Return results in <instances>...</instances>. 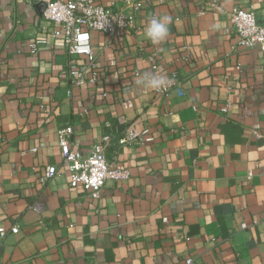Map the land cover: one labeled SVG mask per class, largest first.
<instances>
[{"label":"crops","instance_id":"obj_1","mask_svg":"<svg viewBox=\"0 0 264 264\" xmlns=\"http://www.w3.org/2000/svg\"><path fill=\"white\" fill-rule=\"evenodd\" d=\"M209 1L140 0L135 31H92L90 87L69 81L40 0H0V226L18 227L0 264H264V50L239 47L229 17L240 5L262 22L264 0ZM165 14L154 45L144 28ZM145 72L183 94L138 85ZM65 125L83 154L108 135L110 167L128 171L99 198L69 185ZM129 127L151 139L120 143ZM49 164L57 173L40 184Z\"/></svg>","mask_w":264,"mask_h":264},{"label":"built area","instance_id":"obj_2","mask_svg":"<svg viewBox=\"0 0 264 264\" xmlns=\"http://www.w3.org/2000/svg\"><path fill=\"white\" fill-rule=\"evenodd\" d=\"M45 4L43 17L54 24L52 34L61 37L67 53L68 79L74 85L96 86L99 83L100 71L96 68L90 34L97 31L108 36H124L135 31V19L141 8L140 0H113L108 5L97 3L96 0H40ZM210 9L218 8V0H210ZM101 9L104 18L96 15ZM93 15H89V12ZM232 26L231 32L237 37L241 48H259L264 50V20L260 22L252 9L234 6L229 12ZM43 42V41H42ZM38 42V43H42ZM36 44V43H35ZM35 48H32V51ZM152 59V58H151ZM134 75H139L138 71ZM175 90L183 94L182 89L174 82L159 94H167ZM70 92H68V95ZM103 95H106L104 92ZM225 109V107L223 108ZM147 128L129 127L119 139L120 143L149 141ZM73 127L65 125L57 130V142L63 160L67 164L69 185L72 188H82L90 197L99 198L105 182L108 179H120L127 175L126 169L111 168L104 154V145L109 136L104 135L100 142L93 145L91 151L83 154L71 141ZM32 148L31 151H35ZM57 173L55 164L44 167L38 177V182L44 184ZM16 225L6 229L0 226V245L8 233H16ZM182 264H194L192 257H187Z\"/></svg>","mask_w":264,"mask_h":264},{"label":"clouds","instance_id":"obj_3","mask_svg":"<svg viewBox=\"0 0 264 264\" xmlns=\"http://www.w3.org/2000/svg\"><path fill=\"white\" fill-rule=\"evenodd\" d=\"M95 14L102 19L104 18V13L101 9H97ZM89 15H93V12L90 11ZM172 22L171 15H153L146 23L143 35L147 40L151 41L152 44L159 45L168 37L169 25L172 24ZM136 83L152 90L161 91L167 89L170 86L171 81L163 74L145 72Z\"/></svg>","mask_w":264,"mask_h":264},{"label":"water","instance_id":"obj_4","mask_svg":"<svg viewBox=\"0 0 264 264\" xmlns=\"http://www.w3.org/2000/svg\"><path fill=\"white\" fill-rule=\"evenodd\" d=\"M41 5L43 6V9H44V7H45V4L42 2V3H41Z\"/></svg>","mask_w":264,"mask_h":264}]
</instances>
